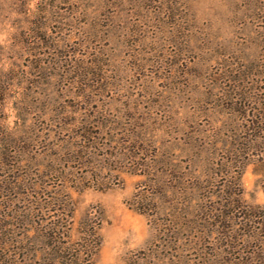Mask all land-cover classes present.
<instances>
[{"label":"rangeland","instance_id":"obj_1","mask_svg":"<svg viewBox=\"0 0 264 264\" xmlns=\"http://www.w3.org/2000/svg\"><path fill=\"white\" fill-rule=\"evenodd\" d=\"M0 92V264L52 258L58 200L93 264H232L236 200L264 206L239 149L264 0H0Z\"/></svg>","mask_w":264,"mask_h":264},{"label":"trees","instance_id":"obj_2","mask_svg":"<svg viewBox=\"0 0 264 264\" xmlns=\"http://www.w3.org/2000/svg\"><path fill=\"white\" fill-rule=\"evenodd\" d=\"M258 116L260 119L253 120L249 128L244 130L239 141V149L246 152L257 151L259 161L264 164V108L258 112ZM51 203L48 207L59 203L55 209L59 213L56 216L59 223L54 222L47 226L45 230L49 231L48 234L41 230L44 241H51L48 248L51 250L52 258L44 259L45 264H93V256L101 245V238L96 229L98 227L94 224H85L87 230L81 231V239L71 244V247L66 246V243L61 241L65 236L62 221L66 223L69 221L71 208L63 200ZM17 216L13 215V218ZM233 221L231 235L233 253L230 260L232 264H264V206L245 204L238 199L234 206Z\"/></svg>","mask_w":264,"mask_h":264}]
</instances>
